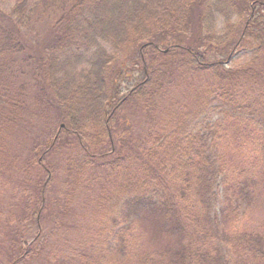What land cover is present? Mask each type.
I'll return each mask as SVG.
<instances>
[{
    "label": "trees",
    "instance_id": "16d2710c",
    "mask_svg": "<svg viewBox=\"0 0 264 264\" xmlns=\"http://www.w3.org/2000/svg\"><path fill=\"white\" fill-rule=\"evenodd\" d=\"M252 1L13 0L9 11L0 9V179L12 183L23 175L30 185L40 179L35 192L42 203L41 175L48 183L53 172L49 154L68 141L78 146L81 153L66 161L69 177L79 187L90 179L101 194L94 202L99 210L89 214L95 225L85 229L90 247L114 232L113 246L105 241L89 259L88 247L77 245L78 264H129L134 258L137 264H264V222L252 212L260 197L264 201V9L256 11L264 0L253 2L248 30L231 36L233 13L241 15ZM44 21L43 35L36 29ZM191 36L210 51L226 52L224 58L171 48ZM143 40L147 52L130 56L140 55V66L131 69L140 76L124 57ZM234 56L244 61L232 65ZM119 62L123 67L112 81V64ZM28 83L41 102L61 108L42 120L50 137L45 150L39 154L41 144L32 140V155L19 165L26 151L19 145L32 136L23 127L35 117L22 110L33 100ZM122 83L129 84L124 95ZM139 102L154 123L147 121L143 136H127L121 131L133 126L126 110L137 113ZM107 171L114 175L108 186L102 184ZM46 208L45 202L38 214L26 205L16 219L36 215L40 227ZM73 217L69 224L82 229L78 214ZM9 224L0 214V263ZM149 237L159 242L149 246ZM14 241H26L23 230Z\"/></svg>",
    "mask_w": 264,
    "mask_h": 264
},
{
    "label": "rangeland",
    "instance_id": "374dc122",
    "mask_svg": "<svg viewBox=\"0 0 264 264\" xmlns=\"http://www.w3.org/2000/svg\"><path fill=\"white\" fill-rule=\"evenodd\" d=\"M254 1L255 0L250 2L244 9L241 10V15H234L233 13L234 17L231 21V36L233 35V38H237L240 35L242 36L248 30L246 29V27H244V25L247 21V23L249 24V22L254 18L255 9L251 11V6H253ZM12 4L13 0H0V9L9 11ZM262 9H264V6L256 5V11L261 13ZM237 18H240V20H238ZM38 25L39 26L36 29L37 32L44 35V32L46 31H43V29H48L46 27L48 25V22L44 21ZM26 34L30 39L29 33L27 32ZM196 36H191V38L188 39L186 38L185 40L187 41L175 42V45H172L171 48H175L176 45H178L181 49H184V47L186 46L199 48V52L207 50V52L212 53L210 54V56H208L210 60L215 58H219V60H222L224 58L226 52H220L221 50L218 51V48H214L211 51L208 50L207 48H209V45L206 44V41L202 40V42H197L195 41L197 38ZM242 39L243 38H240L239 41H241ZM148 41L152 42V39ZM148 41L143 40L141 48H138L137 44V46H132L130 48H127L128 50H125L127 57L124 58H127V60H129V62H127L126 64L130 71L131 69H138V67L140 66L137 64V62H140V55L136 53L134 60L130 56L134 54L137 49H139L141 56H143V54L148 50L144 49L143 51L144 44L149 43ZM126 46L127 45L123 46L122 48H125ZM160 47L165 49L167 45H161ZM170 50L171 49L167 47L165 52L168 51V53H170ZM228 50L229 48L226 47V51ZM243 61L244 59L240 56H234L230 64L235 65ZM122 67L123 66L120 62L116 63L115 65L114 63L112 64L110 73V78L112 81H114V72L117 73V71H120ZM132 74H138L142 76L141 72H132ZM22 81L26 82L28 80L22 79ZM128 85L129 84L123 85V83L118 84L119 92L121 95L128 93ZM34 86L32 83H28L26 85V93H28L29 95H33V100L31 103H28L27 109L23 108L22 110L25 111V113H29V116L33 114L35 117L31 118V121L34 122L33 124L23 127L24 130L30 129L31 131H29V133L32 132V136H29V134L26 135L28 139L22 140V145H19L20 149H22V146L24 149H26L25 152L22 150V153L24 154H22L20 157L19 165L24 164L26 158L32 155V140H37L41 144L40 149L38 150L39 154H42V152L45 150L47 144L50 143V137L48 136V131L44 133L46 125L42 120L49 116V114L50 116H57L61 108L60 106H58L59 104L57 105L56 103L45 105L43 102H41L34 89ZM111 91L112 93H114V84L112 85ZM170 94L171 93L169 92L168 95ZM113 98L114 95L110 97L109 104L113 105L114 107ZM159 98L162 99V96H160ZM182 99L183 95H180L178 97V100L182 101ZM138 106L140 107V109L137 110V113L135 107H133V109L128 107L126 110V113L132 119L130 124L133 126V128L125 127L121 131L124 132L127 136H143L149 128V124H147V121L151 125L154 123L153 118H151L150 114L148 113V108H145L144 104H142L141 102L138 103ZM27 119V115H25L24 120L27 121ZM68 138L69 136L66 138V140H68ZM70 144L71 141H68L66 145L54 150L48 156L46 163L50 162V165L53 168V172H49L48 183L46 181L47 176L45 174L41 175V177L43 176L41 178V185H43L45 188V192L43 194L45 201L42 200V203L35 192L37 188L35 184L38 185L40 179L38 180L36 177H34V183L31 185L22 183L24 180L23 175H20L18 177L17 182L12 183H8L5 182V180L0 179V214H3L5 223H10L9 225H7V227H5L8 229V232H5L4 228V233L1 235V244L3 246V249L1 250L2 257L0 264H63V259L65 258V264H78V262H80L79 258L77 256H73L74 249L77 245H80L84 248L88 247V253L86 255L87 259L92 256V251L101 245L103 246L105 241H107L108 243L110 242V246H113L114 232L109 237L107 236L105 238L104 236V238L100 240L96 246L91 248L89 245V241L86 235L87 230L85 229H88L91 225H95V222L90 218L89 214H91L92 210H99L94 202L101 197V194L99 193V190H97L96 186L91 185L90 179L87 178L86 184H84L83 187H79L74 178L72 176L69 177V163H66V161L70 159L69 157L81 153L78 152L79 148L77 145L74 144L72 146ZM73 147H75L77 150L74 151ZM34 169L35 174H37L40 170L37 166H35ZM112 179H114V175H111L109 171H107L103 178L102 184L108 186L110 180ZM94 184L98 185L96 183ZM221 199L222 189L220 188L219 200ZM260 200L261 204H264V201H262V197H260ZM45 202L47 204V208L43 212V214H46V217L44 222L41 223L40 227L36 222V215L34 216L33 220L28 219L24 220V222H20L16 219L22 218L20 210L23 211V208L26 205H31L35 212H39L38 214H41L40 208L42 207V205H45ZM261 204H258L257 202V205H253L252 212L254 211L257 219L263 220L264 222V208H262ZM220 206L221 204L218 201L216 204V209H219ZM61 214L69 215L60 217ZM74 214H78V217L82 220V229L78 228L77 231L74 228V225L69 224L70 222L74 221ZM246 222H249L250 226L255 225L254 221H245L244 225ZM17 229L23 230L24 234L26 235V241L20 246H16L14 241L15 239H17V232L19 231ZM161 229L163 230L164 227L162 226ZM146 230L147 236H150L152 233L150 224H146ZM146 241L147 245L153 246L159 242V239L157 237H149L146 239ZM93 244H95V240L93 241ZM28 247L32 248L31 254H29ZM25 249L26 252L25 255H23V251ZM19 259L20 261L17 263L16 261H18ZM104 261L106 262V260ZM137 263V258H134L129 264Z\"/></svg>",
    "mask_w": 264,
    "mask_h": 264
}]
</instances>
